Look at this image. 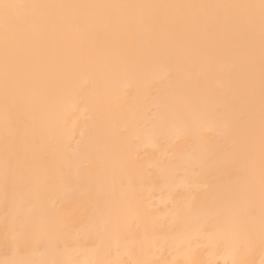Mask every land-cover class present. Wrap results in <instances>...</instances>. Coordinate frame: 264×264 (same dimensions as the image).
<instances>
[{
  "label": "snow or ice",
  "instance_id": "1",
  "mask_svg": "<svg viewBox=\"0 0 264 264\" xmlns=\"http://www.w3.org/2000/svg\"><path fill=\"white\" fill-rule=\"evenodd\" d=\"M101 33L143 41L135 51L93 53L88 40ZM85 59L105 83L124 71L143 75L160 66L176 84L151 121L155 178L138 156L123 152L104 183L91 174L110 155V115L90 143L70 147L61 109L84 98L73 77ZM0 128V264H157L145 245L130 241L133 231L147 242L163 227L154 192L167 193L169 211L186 229L217 219L231 264H257V252L264 264V0H0ZM132 130L134 121H125V133ZM209 130L215 142L206 138ZM45 146L56 148L53 161L41 159ZM237 161L243 179L219 191L214 177ZM201 184L213 194L203 198ZM81 185L92 195L77 205ZM62 199L74 210L66 212ZM82 251L94 258L69 255Z\"/></svg>",
  "mask_w": 264,
  "mask_h": 264
},
{
  "label": "bare ground",
  "instance_id": "2",
  "mask_svg": "<svg viewBox=\"0 0 264 264\" xmlns=\"http://www.w3.org/2000/svg\"><path fill=\"white\" fill-rule=\"evenodd\" d=\"M43 2H76V3H244L250 0H43ZM78 39V38H77ZM143 36H107L96 34L89 38L93 53L101 49L119 48L125 46L131 51L142 43ZM73 87L84 94V98L77 102L75 108L66 103L61 109L65 116L66 124L70 129L72 142L70 147L76 149L90 143L101 129L102 117L110 115L111 121L107 127L110 155L101 157L91 169V174H99L101 183H104L109 175L118 170L121 153H127L133 158L139 157L138 163L142 169L148 170L151 178L156 176L157 160L156 151L152 147L151 121L160 108L168 103L171 93L177 88L176 84L166 76L160 66H155L143 75H137L132 71H124L105 83L96 73L90 70V65L85 59L80 70L73 77ZM178 90V89H177ZM85 100L87 102H85ZM125 121H134L136 130L125 133ZM137 130L139 138H137ZM2 134V128H0ZM206 138L215 142L218 137L215 131L209 130ZM78 142H82L79 143ZM160 143V141H157ZM175 145H173L174 147ZM56 148L45 146L41 151V159L53 161ZM171 156L172 153L169 152ZM244 169L242 162L237 161L226 172L214 177L215 188L219 191L227 190L231 185L243 179ZM150 185L146 182V189ZM118 191V189H117ZM199 191L203 198L211 196L208 186L201 184ZM92 195L84 185L78 187L76 196L77 205L87 200ZM156 208L157 223L163 227L153 239L144 242L135 231L130 234V241L135 244H143L148 251L146 256L152 258L157 264H172L180 261L181 264H231L230 245L222 231L217 230L219 221L215 218L207 219L193 229H186L182 224L175 222L173 214L166 204L167 193H152ZM66 212L73 211L75 206L71 200L62 199ZM245 218L241 211V220ZM199 228V232L196 231ZM81 239H86L84 233H80ZM94 245L89 243L88 247ZM39 249V245H33ZM3 252L0 250V257ZM71 258L85 261L94 258L90 251H82L80 254H69ZM35 258H43L40 251L35 252ZM257 264L260 255L256 254Z\"/></svg>",
  "mask_w": 264,
  "mask_h": 264
}]
</instances>
